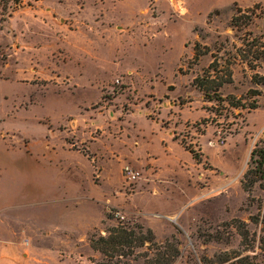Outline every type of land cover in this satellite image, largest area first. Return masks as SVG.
Segmentation results:
<instances>
[{
  "label": "rangeland",
  "instance_id": "rangeland-1",
  "mask_svg": "<svg viewBox=\"0 0 264 264\" xmlns=\"http://www.w3.org/2000/svg\"><path fill=\"white\" fill-rule=\"evenodd\" d=\"M84 1L0 0V223L33 236L18 240L23 247L10 256L14 264H157V254L170 258L175 251L171 264H264V179L249 192L242 184L264 176V0H93L103 3L111 28L112 53L102 56L109 61L63 63L64 50L47 63L39 55L48 43L43 21L56 25L59 41L73 43L86 22L76 14ZM52 6L63 7L55 19ZM211 66L212 76L225 81L216 100L193 86ZM79 96L107 124L87 127L93 139L80 133L82 141L69 147L89 159L97 154L106 166V145L118 153V167L107 174L96 168L94 178L89 162L53 150L48 138L53 121ZM139 141L144 147L135 159ZM27 157L46 168L40 179L55 175L53 196L32 185L35 163L22 171ZM127 167L138 173L134 182ZM72 173L81 191L64 194ZM92 178L104 182L97 192L108 189L112 200L102 222L79 236L90 215H102V204L90 213L92 203L79 197L94 190ZM42 223L70 231L38 239ZM118 225L153 227L157 251L124 249L128 256L111 260L90 247L91 234L105 236ZM53 245L61 249L55 259L40 253Z\"/></svg>",
  "mask_w": 264,
  "mask_h": 264
},
{
  "label": "crops",
  "instance_id": "crops-1",
  "mask_svg": "<svg viewBox=\"0 0 264 264\" xmlns=\"http://www.w3.org/2000/svg\"><path fill=\"white\" fill-rule=\"evenodd\" d=\"M39 1L42 2V0H39ZM97 1L99 2L100 0H97ZM53 3L54 2H52L51 4ZM94 3H93V0H85L82 3L83 7L78 6L81 13H78L76 9H73V11H76V14L78 15L80 14L86 17V22L82 23L81 28L79 29V32L81 34L79 37H77L76 41L74 42L72 41L73 43L69 41L70 42L69 44L68 43L65 44V42L59 41V38L57 37L58 35L56 33V27H55L56 25L54 23H45L43 21V24L45 25V27L49 28V32L47 33L48 43L46 46L41 45L40 48L42 50L41 51L42 53H40L39 55L42 58H45L47 60V63H50V62L54 63L55 62L54 59L56 56L55 54L63 53L64 50L67 52V55H66L67 58L66 60H61L63 63L72 62V63H79L82 65L83 63H91L92 64L91 67H92L98 63L109 61V60L103 59L102 56H104L105 52L112 53L114 42H111L110 40L109 41L106 40L107 37L109 36L108 33L111 31V28H109V24L107 22H104L102 19V10H103L102 7L103 6L101 7V5H103V3L101 2V5L96 4V2ZM67 7H70V6H66L64 7V9H67ZM60 9H63V7ZM60 9L56 6H52L51 11H48L49 10L48 7L45 8V11H48L51 17L55 19L56 16L54 17V15L60 14L59 12ZM68 15L70 16V14ZM97 16H99L100 19H97ZM107 16L114 17L112 12L107 14ZM71 17L73 18L74 15H72ZM61 20L62 18H59V21ZM62 25L65 27L67 26L65 22H63ZM73 32L75 33L76 30H74ZM53 36L56 37L57 40L55 39L53 40L52 38ZM52 69L53 68L50 69L49 67L50 73L53 72ZM96 69L98 68L96 67ZM81 72H82L81 69L77 70V76L80 77V79H85L84 73H81ZM80 92H81L80 96L83 95L82 93L84 94L87 93L85 90H81ZM80 96L78 98H75L73 102L69 103V105H65V107L63 108V112H61L60 116L56 119V121L54 120L52 123L53 130L52 129L50 130L48 128V130L50 131L49 133L50 136L48 138L50 141H52L51 146L53 150L55 148H60L64 150V152L71 157L74 156L79 160L83 159L85 164L89 162L91 164V167L93 166L92 167V170H93L92 177L94 178V173H95L96 168L98 170L101 169L100 170L101 174L102 173L104 174V172L105 174H107L109 171V168H111L113 171L115 166L118 167L119 163L116 161V164H114L113 162L115 159L117 160L118 156L116 154L118 153L115 152V148L113 147L114 144L109 143L106 145L104 150H108V156L111 157V162H110L111 165L106 166L102 164V159L101 161H97L96 159L98 158L97 154H95L92 159H89L88 156L81 153L80 150L70 148L78 144L79 140L82 141L79 135L80 133H83V135L87 134L88 138L93 139L91 136V132L84 133V129L87 130V127H91L93 131H96L97 129H101V126H104L105 124H107L105 121V115L103 113L98 112L96 114H93V113L87 112L88 106L86 103H83V101L80 99ZM88 120H92L90 121V124L87 123ZM71 135L72 137L73 135H75L74 137H76L74 140V143L69 142L71 140L70 139ZM86 137L83 138V140L86 141ZM134 143L136 144V142ZM138 143L139 144H137V147L135 148L136 150L132 152L134 154L133 157L135 159L142 152L141 147H144L142 145L144 143H140V141ZM113 156H115V159H113ZM29 159L30 157H27V161L25 165L22 164L23 166L22 171L29 173L30 170L28 169V167L26 168V166H30L32 163L33 164L35 163L36 167L32 169V173H31L32 177L30 178L32 185H38L37 186L38 190L42 192V194L53 196L55 189H56L55 175L52 174L51 179L47 180L45 177V173H44L43 174L44 178L40 179L39 175L45 172L46 168L41 167L34 158L30 160ZM36 169L37 171L35 172ZM53 170L55 171V169ZM93 178L91 179L90 186L94 190L89 191V193L85 195H80L79 197L82 198L85 196L87 197V200H89L92 203L88 205L90 206L88 207L89 208L88 210L90 213H92V211H97L96 207H98V204H102V206H100L102 207V215L100 216L98 220L97 218H94L93 214L92 216L89 214L91 218L89 220H86L85 225L83 226V232L79 236H81L82 234L84 235L87 234V232L95 229L97 225L102 222L104 218L103 206L106 205L107 202L112 200L111 198H109L111 193L108 191V189H104V190L101 189L102 193L97 192V187H100L101 185H103L104 182L102 184L97 185L93 182ZM65 180L66 178L64 176V181ZM71 189L74 190L76 194L78 193V191L79 192L81 191V185L79 183V178L73 173L69 174V178L66 181V184L63 188L64 194H68L67 191ZM78 195H76L75 197H78ZM72 197H74V195H72ZM1 205L2 204L0 200V206ZM55 228L56 227H54V229ZM65 230L70 231V228H66V227L64 229L57 228L56 230L51 231L49 230V227H47L46 225L42 223L41 227H36L35 235H36V238L38 239H39L40 233L44 234L45 237L50 238V235H52V233L59 235L62 232L66 233ZM151 230L154 231L153 227H151ZM24 238L33 239V236L28 235V233L23 229L18 230L14 228L11 224H8V226L6 225L4 226L3 222L0 223V264H14L12 257L10 256L13 255L14 250H16L18 247H23L22 244L18 245L19 244L18 240L24 239ZM57 246L55 245H53L52 247L47 246L45 247L46 249L43 248L44 249L43 252H40V253L47 254V256L52 255L53 259H55L54 257L55 252H60L61 250L58 248L59 251H56ZM46 251L48 252L45 253Z\"/></svg>",
  "mask_w": 264,
  "mask_h": 264
},
{
  "label": "trees",
  "instance_id": "trees-1",
  "mask_svg": "<svg viewBox=\"0 0 264 264\" xmlns=\"http://www.w3.org/2000/svg\"><path fill=\"white\" fill-rule=\"evenodd\" d=\"M214 70L209 67L202 76H198L193 80V86L199 89L209 100H216L217 93L219 89L222 87L225 81L222 79L214 78L211 73H214ZM230 79V74H227L226 70V79ZM264 80V78H262ZM260 81V80H259ZM262 82V81H260ZM264 83V82H263ZM184 147V146H183ZM197 159L196 157H194ZM259 158L264 160V153L260 152ZM257 165H262V161L257 162ZM243 179H246V175ZM264 179V176L258 178L255 175V178L249 180L246 184L244 180L242 182L243 189L246 192H249L251 188L258 182ZM137 229L139 231H135L133 229H126L121 225H118L115 228L109 229L105 236L91 234L89 236V244L90 247L101 253L104 257L113 259L115 257H126L128 254H125L124 249H137L147 247V249H153V251H157L155 236L150 229H144L143 227L138 226ZM138 234V235H137ZM132 254V252L130 253ZM129 254V255H130ZM156 254V253H155ZM178 255V252L175 251L170 258L163 257L157 254L156 262L157 264H171L172 260L175 259ZM159 256V257H158Z\"/></svg>",
  "mask_w": 264,
  "mask_h": 264
},
{
  "label": "built area",
  "instance_id": "built-area-1",
  "mask_svg": "<svg viewBox=\"0 0 264 264\" xmlns=\"http://www.w3.org/2000/svg\"><path fill=\"white\" fill-rule=\"evenodd\" d=\"M125 176L129 180V182H134V180L137 178L138 173L131 168L127 167L125 168Z\"/></svg>",
  "mask_w": 264,
  "mask_h": 264
}]
</instances>
